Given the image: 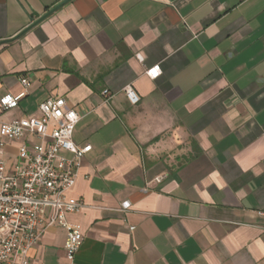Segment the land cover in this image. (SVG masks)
Listing matches in <instances>:
<instances>
[{
	"label": "crops",
	"instance_id": "crops-1",
	"mask_svg": "<svg viewBox=\"0 0 264 264\" xmlns=\"http://www.w3.org/2000/svg\"><path fill=\"white\" fill-rule=\"evenodd\" d=\"M62 1L0 0V98L29 81L0 108L7 171L33 142L9 124L47 98L91 147L67 193L78 251L53 227L29 264H264V0H69L28 28Z\"/></svg>",
	"mask_w": 264,
	"mask_h": 264
},
{
	"label": "built area",
	"instance_id": "built-area-1",
	"mask_svg": "<svg viewBox=\"0 0 264 264\" xmlns=\"http://www.w3.org/2000/svg\"><path fill=\"white\" fill-rule=\"evenodd\" d=\"M135 58L143 61L140 54ZM160 73L157 66L145 69L152 81ZM20 84L25 91L29 81L22 77ZM24 91L1 97L0 108L15 109ZM103 95L109 97L107 91ZM125 95L132 105L138 103L131 88L125 89ZM38 112V116L21 117L9 124L13 140L26 134L33 138L30 145H20L11 171H7L4 144L0 142V264H29V250L53 227L65 231L63 249L67 259L73 258L82 242L80 227L67 219L84 207L81 201L67 197L82 158L91 150L89 145L79 147L73 142V130L81 115L63 97L45 99L38 105Z\"/></svg>",
	"mask_w": 264,
	"mask_h": 264
},
{
	"label": "water",
	"instance_id": "water-1",
	"mask_svg": "<svg viewBox=\"0 0 264 264\" xmlns=\"http://www.w3.org/2000/svg\"><path fill=\"white\" fill-rule=\"evenodd\" d=\"M68 1L69 0H63L62 2H60L59 4H57L56 6H54L52 9H50L44 15H42L39 19H37L35 22H33L28 28H31V27L35 26L36 24H38L40 21H42L43 19H45L47 16H49L51 13H53L54 11H56L58 8H60L63 4H65Z\"/></svg>",
	"mask_w": 264,
	"mask_h": 264
}]
</instances>
